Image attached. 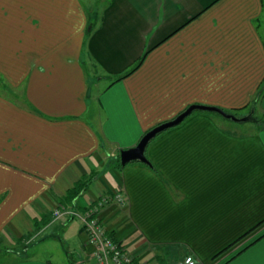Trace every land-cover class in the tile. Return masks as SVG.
Returning <instances> with one entry per match:
<instances>
[{
  "label": "crops",
  "instance_id": "obj_1",
  "mask_svg": "<svg viewBox=\"0 0 264 264\" xmlns=\"http://www.w3.org/2000/svg\"><path fill=\"white\" fill-rule=\"evenodd\" d=\"M88 11L81 0H0V89L20 88L14 98L0 92V234L23 238L19 215L34 230L48 223L65 190L93 173L101 190L89 182L88 199L74 205L119 193L123 204L99 216L138 261L264 264V92L257 130L194 111L148 144L156 172L129 162L105 178L93 165L190 104L246 115L264 85V0H108ZM90 73L110 78L94 95ZM77 233L94 264L80 225ZM33 255L0 264H51Z\"/></svg>",
  "mask_w": 264,
  "mask_h": 264
},
{
  "label": "rangeland",
  "instance_id": "obj_2",
  "mask_svg": "<svg viewBox=\"0 0 264 264\" xmlns=\"http://www.w3.org/2000/svg\"><path fill=\"white\" fill-rule=\"evenodd\" d=\"M82 5L89 10L88 12H95L98 14L100 8L106 3L108 0H81ZM263 20H264V12H263ZM261 31L264 34V21L260 25ZM110 81L106 78H101L97 80L94 76H87V84L89 86V93L92 95L96 94L98 91H101ZM18 89L8 88L0 89V92L4 94L6 97L14 98L15 92L18 93ZM16 93V94H17ZM15 97H17L15 95ZM97 107V105L93 104L92 108ZM88 108V109H92ZM89 114L93 113L92 110L88 111ZM245 112L248 113L247 110ZM238 117H244L243 112L237 111ZM215 116L221 123L227 125L229 128H233L235 130L241 131H254L259 129L260 123L254 121H243V122H233L229 119H226L219 114H212ZM246 116V115H245ZM255 117L260 120L263 119V116L256 112ZM117 152H115L114 156H106L103 159V164L98 165L94 164V170L98 171V174L107 178L106 171L108 170L110 165L114 164V159L117 156ZM93 170V171H94ZM71 174L68 176H64L61 178L60 183L56 185L57 190H61L63 187L71 185L70 178ZM89 190L91 189L93 193H97L101 190V186L98 181L90 182ZM90 190V191H91ZM85 191V190H84ZM78 196L81 200L88 199V193L82 192ZM28 215H30L28 213ZM37 216V220H38ZM16 224L18 225L17 229L19 234H23V238L19 241H16L15 237L8 231H5L0 234V262L18 259L26 257V255L31 252L34 254V257L47 260L51 262V264H90L88 257L83 254L82 246L80 245L78 238V227L80 225V220L78 218H63L51 220L49 218V224L46 222L45 224H41L38 229H31V219H28L27 216L19 215L15 219ZM38 223V222H37ZM40 224V222L38 223ZM30 231H27V230ZM27 232V233H26ZM29 234V235H28ZM33 248V249H32ZM25 249V251H23ZM89 262V263H88Z\"/></svg>",
  "mask_w": 264,
  "mask_h": 264
},
{
  "label": "built area",
  "instance_id": "obj_3",
  "mask_svg": "<svg viewBox=\"0 0 264 264\" xmlns=\"http://www.w3.org/2000/svg\"><path fill=\"white\" fill-rule=\"evenodd\" d=\"M113 203L121 206L123 199L117 192L100 194L83 209L67 203H57L50 211L51 220L61 217L78 218L80 228L85 236L86 244L91 246V258L94 264H146L138 261L135 256L116 241L101 221L99 213L105 204ZM170 264H195L191 255H185Z\"/></svg>",
  "mask_w": 264,
  "mask_h": 264
},
{
  "label": "water",
  "instance_id": "obj_4",
  "mask_svg": "<svg viewBox=\"0 0 264 264\" xmlns=\"http://www.w3.org/2000/svg\"><path fill=\"white\" fill-rule=\"evenodd\" d=\"M194 111H202V112H210V113H216L220 116L229 119L234 122H243L247 121L248 117H236L231 114L226 113L223 109L217 107V106H211V105H201V104H190L186 106L182 111H180L178 114H176L173 118L161 122L147 131H145L140 138L137 140V142L128 148L119 149L117 156L118 161L121 166H124L125 164L129 162H139L146 164L147 160L144 157V149L147 146V144L159 133L174 127L178 124H180L188 115H190Z\"/></svg>",
  "mask_w": 264,
  "mask_h": 264
},
{
  "label": "trees",
  "instance_id": "obj_5",
  "mask_svg": "<svg viewBox=\"0 0 264 264\" xmlns=\"http://www.w3.org/2000/svg\"><path fill=\"white\" fill-rule=\"evenodd\" d=\"M95 16V14H92V15H90V16H87V18H86V24H85V26H84V29H83V37H86L89 33H90V31H91V29H92V27L94 26V24H95V20H94V17ZM141 61H142V58H140V59H138L126 72H124L123 74H121V75H119L118 77H117V79H120V78H122V77H125V76H127L128 74H130L132 71H134L138 66H139V64L141 63ZM263 92H264V85H262L258 90H257V92H256V94L255 95H253L252 97H251V99H250V101L248 102V104L247 105H245L243 108H241V109H245V110H247L248 111V113L246 114V116L248 117V119H247V121H254V122H260L261 120L259 119V118H257V117H255L254 115H255V113H254V111H255V108H256V104H257V101H258V99L260 98V96H261V94H263ZM226 113H228V114H231V115H233V116H236V117H238V116H240V115H238V113H236L237 111H239V110H226V109H223ZM195 112H198V111H195ZM206 113H209V114H216V113H210V112H206ZM162 133V132H161ZM160 134V133H159ZM158 135V134H157ZM156 135V136H157ZM155 136V137H156ZM151 142V141H150ZM149 142V143H150ZM148 143V144H149ZM148 144H147V146H148ZM147 146L145 147V149H144V157L146 158V160H147V163L146 164H143V165H146L150 170H152V171H154V172H156V170H155V168L152 166V164L150 163V161L148 160V158L146 157V148H147ZM113 166V168H117V169H120L122 166L119 164V161H118V156H116L115 157V159H114V164L112 165ZM93 177V173H91L90 175H87V176H82V177H80L78 180H76L74 183H73V185L71 186V187H69V188H67L66 190H65V192H64V194L62 195V196H60L59 198H58V201L60 202V203H67V204H72V205H74V201H75V199L81 194V192L83 191V190H85L86 189V187L88 186V184H89V182H90V179ZM48 220V219H47ZM47 220H45L44 222H42L41 224H45L46 222H47ZM264 222V220H262L261 222H259L258 224H257V226L258 225H260L261 223H263ZM256 226H254L253 228H251L249 231H247V232H245L244 234H242V236H240L239 237V239H241L242 237H244L245 235H247L252 229H254ZM18 240H20V238H18Z\"/></svg>",
  "mask_w": 264,
  "mask_h": 264
}]
</instances>
